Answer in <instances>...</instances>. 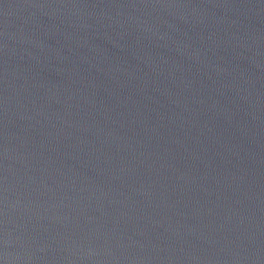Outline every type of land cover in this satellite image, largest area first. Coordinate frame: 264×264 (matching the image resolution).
<instances>
[{"label": "water", "instance_id": "water-1", "mask_svg": "<svg viewBox=\"0 0 264 264\" xmlns=\"http://www.w3.org/2000/svg\"><path fill=\"white\" fill-rule=\"evenodd\" d=\"M0 264H264V0H0Z\"/></svg>", "mask_w": 264, "mask_h": 264}]
</instances>
